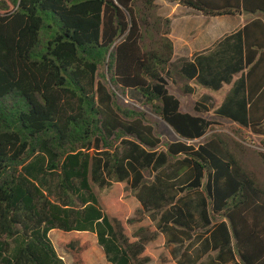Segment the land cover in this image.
Instances as JSON below:
<instances>
[{
	"label": "trees",
	"instance_id": "16d2710c",
	"mask_svg": "<svg viewBox=\"0 0 264 264\" xmlns=\"http://www.w3.org/2000/svg\"><path fill=\"white\" fill-rule=\"evenodd\" d=\"M177 2L206 17L264 16V0ZM172 23L157 0H0V264H66L53 230L96 234L111 264L147 263L160 232L196 247L187 264H264V18L176 61ZM170 82L183 94L192 82L232 84L215 114L262 137V151L241 128L208 135L221 125L203 116L210 98L184 111ZM110 84L181 140L164 144ZM124 182L159 215L158 232L129 236L104 212L93 184ZM60 242L73 264H89L91 242Z\"/></svg>",
	"mask_w": 264,
	"mask_h": 264
},
{
	"label": "rangeland",
	"instance_id": "374dc122",
	"mask_svg": "<svg viewBox=\"0 0 264 264\" xmlns=\"http://www.w3.org/2000/svg\"><path fill=\"white\" fill-rule=\"evenodd\" d=\"M165 8L172 10V5L166 3ZM161 13L163 14V11L160 9V14ZM169 14L175 18L173 29L175 31L179 30V32L176 31V35H181V40L183 41L184 38L186 42L187 50L185 52L187 55L191 54L194 49H199L207 36L213 38L221 33L223 29L218 30V26L219 24L226 22L218 21V19H211V22H209V20L203 16H193L183 19V14L179 9L169 11ZM186 34H188V38L186 37ZM176 43L178 47V41ZM178 51L179 48H176L175 52ZM182 56L183 53L179 52L175 56L174 60L176 61L182 58ZM110 86L118 95L124 106H136L147 112L150 120L156 128L158 136L163 140L164 144L181 140L179 135L160 116L152 113L148 106H144L141 98L136 93L124 90L121 87H113L112 84H110ZM170 89L172 93L176 94L182 100L183 110L193 113H196L194 111L195 102L201 99L203 95L208 94L211 97V100L209 101L211 111L209 113H205L204 116L221 124L215 131L210 132L208 135L213 133L229 135L233 133L235 127L241 128L244 131L245 140H239L251 149L262 151V137L254 135L250 130L234 125V123L228 120L220 119L214 114V109L220 105L226 90L220 93L223 95L218 93L212 94L211 92L205 93L201 89H197L194 94L185 95L181 92L178 85L173 82H170ZM206 139L207 138L204 137L199 140L183 141L198 146L199 144L204 143ZM161 149H164V146H162ZM146 176L148 179H153L154 177V175L150 174H146ZM93 188L99 198L100 206L104 212L108 214L111 219H115L120 222L129 236H133V233L142 226L146 227V229L150 232H158L157 224L159 221V215L143 209L141 203L135 196L133 189L130 185H128V183H115L112 186L103 189L98 185L93 184ZM71 236H78L84 241L91 242L92 248L87 251L89 264H111L106 258L103 247L99 245L96 234L89 232L65 233L60 230H53L50 233V238L55 245L58 254L65 260L66 264H73L72 258L60 248V241ZM188 244L189 242H186L185 247H183L182 244L172 242L171 235L160 232L157 239L151 241L146 247V251L143 256L147 257L148 261L145 264H181L182 262L183 264H187L188 260L186 259V254L192 257L195 256L194 249L196 248L194 246L191 247V245L187 248L186 246ZM206 259L207 258H205L204 261Z\"/></svg>",
	"mask_w": 264,
	"mask_h": 264
},
{
	"label": "crops",
	"instance_id": "0c3cea01",
	"mask_svg": "<svg viewBox=\"0 0 264 264\" xmlns=\"http://www.w3.org/2000/svg\"><path fill=\"white\" fill-rule=\"evenodd\" d=\"M157 3L160 5V9L163 11V16H168V17H171L172 20H173V23H172V33H171V39L173 40L174 42V45H175V51H176V48H179V51L178 52H175V56L181 52L183 53V58H192L195 54L197 53H202V52H206L207 50L213 48V46L220 40L222 39L224 36L226 35H230L232 33H235L237 30L243 28L249 21L253 20L254 18L256 17H261V18H264L263 15L261 14H256V15H252V14H247L245 13L244 11L242 12H239L237 14H234V15H223V16H217V17H206L204 16L202 13H199L198 11H195L193 9H190L188 7H184V6H181L180 4H178L177 0H157ZM168 3V4H171L172 5V10H176V9H179L181 10L182 12V16H183V19H186V18H190V17H193V16H203L205 18H207L209 20V22H211L210 20H214V19H218V21H226L224 23H221L219 24L218 26V30L220 29H223V31H221V33H219L218 35H216L215 37L213 38H210L209 36L206 37V39L203 41L201 47L199 49H194L192 51L191 54L187 55V53L185 52L187 50V45H186V42L183 38V41L181 40V35L178 36L176 35V31L173 29V25H174V20L175 18L172 17V15L169 14V11H172L168 8H165V4ZM182 7V9H181ZM166 12V13H165ZM179 32V30L177 31ZM175 35V37H174ZM186 37L188 38V34H186ZM178 41V47H177V42ZM181 41H182V44H181ZM180 42V43H179ZM194 87H195V91L197 89H201L202 91H204L205 93H209L211 92L212 94H215V93H218L220 94L222 91L226 90L225 94H220V95H223V99L220 103V105L218 107H220L222 105V103L224 102L227 94L230 92L231 88H232V84H225L221 89L219 90H212V89H209V88H206V87H203L202 85H198L197 83H194L192 82L191 83ZM195 93V92H194ZM193 93V94H194ZM185 95H191V94H185ZM205 97H209L210 100H211V97L206 94V95H203L201 99L199 100H202L203 98ZM207 101V104L210 106L209 104V101ZM182 101V100H181ZM198 101V100H197ZM196 103V102H195ZM195 106V104H194ZM211 107V106H210ZM217 107V108H218ZM215 108L214 109V114H215V110L217 109ZM183 109V108H182ZM195 111V110H194ZM211 111V109H210ZM209 111V112H210ZM187 112H190V111H187ZM208 112V113H209ZM192 114H197V113H193V112H190ZM216 115V114H215ZM204 116V114H203ZM217 116V115H216ZM206 117V116H205ZM218 117V116H217ZM207 118V117H206ZM220 118V117H218ZM220 119H223V118H220ZM223 120H228L232 123H234V125H238V123L234 122L233 120L231 119H223ZM241 127V126H240Z\"/></svg>",
	"mask_w": 264,
	"mask_h": 264
}]
</instances>
